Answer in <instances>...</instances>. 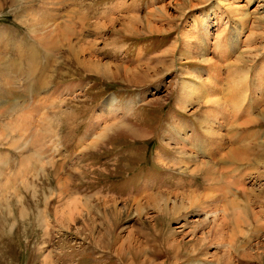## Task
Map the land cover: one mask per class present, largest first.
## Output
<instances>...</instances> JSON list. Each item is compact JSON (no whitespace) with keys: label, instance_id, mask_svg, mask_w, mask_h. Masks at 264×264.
Here are the masks:
<instances>
[{"label":"rangeland","instance_id":"rangeland-1","mask_svg":"<svg viewBox=\"0 0 264 264\" xmlns=\"http://www.w3.org/2000/svg\"><path fill=\"white\" fill-rule=\"evenodd\" d=\"M226 1L243 5L241 12L247 16L236 35L231 28L237 22L226 11ZM0 2L3 21L11 13L10 1ZM40 2L34 0L33 8ZM162 7L167 14L159 13ZM67 17L70 33L63 37L86 49L84 56H90L92 67L66 60L69 46L65 43L52 56L43 79L50 76L51 89L43 91L42 81L36 102L47 132L41 126L35 130L49 150L40 168L14 183L22 153L5 150L4 144L17 139L20 130L0 140L4 143L0 151L9 157L5 182L13 184L0 191V264H264V117L257 110L251 116L257 123L232 124L223 130L226 134L255 133L261 139L251 143L254 155L249 162L235 164L221 157L226 165L220 166L213 163L216 148L198 119L206 111L202 100H194L184 110L176 101L183 83L201 93L210 91L203 79L191 76L216 82L211 67L198 61L195 49L184 45L185 36L206 44L205 56L220 63L215 69L220 97L225 99V79L232 70L247 71L248 83L252 82L264 58V0H63L58 29ZM145 21L158 30L149 31ZM197 28L206 29L202 37ZM250 31L254 44L246 40ZM229 33L233 46L222 47L225 40L229 44ZM29 36L27 47L33 44ZM218 43L220 48L215 47ZM245 47L249 48L247 56ZM239 52L242 59H237ZM229 64L235 69L229 71ZM125 68L137 79L127 78ZM38 75L39 71L34 80L38 81ZM25 81L26 77L20 84ZM2 85L0 79L1 89ZM226 103L233 121L234 109ZM244 108L238 107V117ZM98 115H103L99 121ZM8 120L0 117V131ZM103 127L109 130L103 139L79 151V144L99 136ZM27 151L32 153L34 148L28 146ZM204 161L224 175L228 170V181L240 186L231 189L232 196L229 192L219 208L231 199L240 208L248 205L251 240L236 239L241 246H249L241 248L246 256L228 238L222 248H216L208 228H203L208 220V226L217 223L215 215L207 218L208 211L196 199L211 196L213 188L202 170ZM63 187L68 201L60 203ZM72 201L75 219L57 223L55 209L62 210ZM253 215L262 227L255 238L251 237L257 227ZM231 220L230 215L224 216L227 236L235 232ZM248 228L242 231L248 233ZM174 230L180 233L172 243L169 236Z\"/></svg>","mask_w":264,"mask_h":264},{"label":"bare ground","instance_id":"bare-ground-1","mask_svg":"<svg viewBox=\"0 0 264 264\" xmlns=\"http://www.w3.org/2000/svg\"><path fill=\"white\" fill-rule=\"evenodd\" d=\"M62 2L63 0H42L38 12L41 13L42 15L41 17H39L37 13L32 14L31 13L32 11L28 9V6L26 7V11L20 15V17L24 18L26 22L27 20L29 21L30 33L33 36L32 39L33 44L31 45L30 49H28L27 52L18 51L21 57H24L26 59L25 61L27 64L26 67L27 73H25L26 76L25 83L20 84V77L22 74L20 73L21 69H19L18 64L12 63L8 59H6V57L0 56V79L3 80L2 88L5 89L6 92L4 95L3 89H0V117L7 116L9 118V120L6 123L1 125L2 130L0 131L1 133L0 140L4 138L8 140L9 136H12V134L15 131L20 130L18 138L15 139L11 144H9L8 142H5V144L3 143L5 146L7 145L6 146L7 149L5 150L11 151V149H14L22 153V160L19 169L17 171L14 183L20 180H24L27 177V175L32 174V172L36 167L40 168L41 165L49 158L48 157L49 150L47 148V143L43 138H41V136L37 133L35 129L41 126L42 127L41 130L47 132L46 126L44 127L45 117L42 118V112L40 111L36 102H37V93L38 91H40L41 84L44 82L43 79H45L47 74L45 70L50 66L52 62L51 61L52 56L58 51L59 47H61L62 44L65 43L66 45L69 46V53L68 55H65L66 60L71 59L73 62L79 64L84 68L92 67L90 56L88 58L84 56L86 53V49L78 46L75 43H72L70 41L71 39L68 38V36L67 38L63 37V33L64 34L70 33L68 17L63 21V26L61 29H58L56 27V22L58 21L59 18V8L62 6ZM13 3L14 4L18 3V0H13ZM33 3L34 0L32 1V3L31 0H25V5L31 6ZM226 3L227 5L224 3L227 8L226 11L229 14L236 15V16L233 15V17L235 18V21L237 23H235L231 28L235 30V35H236V31L238 34L239 28L245 26L246 23L244 22H246L245 20H247L246 19L247 16L244 14V12H241L243 5L242 6L238 4L231 5V3L227 1ZM158 10L160 11L159 13L167 14L164 7ZM238 15L240 18L239 17L237 18ZM145 25L147 26L149 31L158 30L155 27L151 26L150 23H148L147 21H145ZM204 31H206V29L203 28H199L197 30V32L200 34L201 37L203 36ZM230 32L232 33V30ZM231 33L228 34L230 38L229 44H226V40H225V43L224 45H222V47L231 48V46H233L234 40L232 41ZM254 38L255 36L252 31H250V33L246 36V40H249V42L252 44L256 43L254 42ZM194 39L193 37H189V36L183 37L184 45L188 48L192 47L193 51L196 50L197 55H195V57L199 58L198 61H204L205 64L211 67L212 75L216 82L215 83L210 82L208 79L200 77L198 75L191 76L193 79H196L197 81L203 79L205 83L210 86L211 89L208 92L201 93L200 91H197L195 88H194L195 90H192L193 87L189 86V84L187 85L183 83L182 84L183 87H181L180 94L176 100L177 104L182 106V109L184 110L185 108L188 109V107L192 104L194 100H196L197 102L200 99L202 100V103L206 106V111H203L198 116V119L200 121L203 131L207 135V138L209 139V141L210 140L212 141L211 146L216 148V152L214 153L215 155L213 156L214 157L213 163H217V165L220 166L226 165L224 162H222L221 157H226V160H230L229 162L235 164H239V163L242 164L249 162L250 158H252V156L254 155L252 152L251 143L253 142L256 143V141L260 140L261 135L259 134L257 135L255 133L239 135L235 132H233L232 134H226L223 133V130L232 124L244 127L249 124L257 123L256 118L251 117L253 116L252 115L253 112L257 110L259 111L261 116L264 117V76H263L264 71L262 70L264 64V58L256 68L255 76H253V78L251 79L252 82H250V84L248 83L249 76H247V71L234 72L232 69L235 68H233V66L231 67V65L233 64L230 63L231 65L230 64L228 65L230 67L229 71L232 70V72L227 78L228 80L225 79L227 84V93L224 97L225 99H223L219 95V86L216 84L220 79V77L217 76V74L215 73L216 71L215 69L220 67V63L211 62L210 59L207 56H205V54L207 53L206 44H203V42ZM191 43L194 44L191 45ZM215 44L213 43L212 45L214 46ZM220 45L221 44L218 43L215 47H219ZM244 51L245 53H247L245 54V56H247L249 54V48L245 47ZM244 51L241 50L240 52H244ZM241 56L242 54L240 56L238 55L237 59L238 58L242 59ZM124 70H125V74L127 75V78L128 76L131 77V81L133 79L134 80L137 79L135 77L136 74L135 73L133 74L129 68H125ZM38 71L40 72L37 77L38 81H36L34 80V78L37 76ZM51 93L48 92V95ZM223 100L227 102L226 104L228 105V107L231 106L234 109L232 111L233 115H235V119L233 121L229 120L230 114H228L226 108L224 107ZM20 101L22 102V105L18 106L17 102ZM243 106H245L243 110V115L241 117H238L237 112L240 111L238 107H243ZM14 115L15 118H13ZM99 117L101 118L103 117V115H98L97 121H99L100 119ZM103 128L104 130L103 132H100L101 134L99 136L96 137V135L94 136L92 135L91 136L92 138L89 137L91 140L90 142H87L88 140L86 139L85 142L80 143L79 151L92 147L97 141H99L104 136V133L106 131L109 132V130L107 129L108 127H103ZM3 144L0 143V148L3 147ZM28 146H32L34 148V152L29 153L27 151ZM227 148H229L228 153L223 152V150L225 151V149ZM187 158L189 162H192L194 160L192 156L188 154H187ZM8 162H9L8 154L6 152L2 153L0 151V191L5 188L9 189V187L11 188V185H13V184L8 185L5 182ZM32 163H34L35 165L34 168L31 167L33 165ZM202 170L205 173L206 181L208 182L211 181L213 183V188L211 189L212 191L211 196H206L205 198H201V197L196 198L195 196H193V200L196 201L197 199L198 201H201L203 205L202 207L204 208V212L208 211L209 213V215H207L208 219L212 217V215H215V218L214 216L213 218L217 220V223L215 222V225L212 227L208 226L210 220L206 221L207 223L204 222L205 224L203 225V228L206 227L208 228V231H206L207 229H205V231L208 232L209 235H211L214 246L216 248H222L225 245L223 240H226L228 238L230 245L234 244L237 247V252L241 254V256H246V253L244 255L243 254L244 251L241 248H248L249 246L248 247L247 246L243 247V245L241 246L236 242V239H238V237H241L243 239L247 238L248 240H251V238L249 239L251 228L249 226V221L247 219V217L251 215V212L249 211L248 205L244 203L242 204L243 207L240 208L238 207L239 203L231 199L225 204L223 209L219 208V203L221 202V200L227 197L229 195V192L231 194L230 196H232L233 193L232 190L240 186L237 183L233 185L228 181L226 175L227 174L226 172L228 170L225 172L224 175L221 173V170H217L216 168L208 164L206 161H204V163L202 164ZM58 198L60 199V203H62L63 201L66 202L68 201L64 187L62 193L60 194V197L58 196ZM73 205L74 204L72 201V202H68V205H66L67 207L62 210L59 209L60 207H57L55 209L54 214L57 223L58 222L61 224L64 223V220L67 221L68 217L70 218V220L74 218L73 216L76 215L77 210L74 207L76 206V204L74 206ZM64 213H66V217L64 216ZM227 215H230L232 217L231 221L235 228V232L233 233V236H227L225 234L226 225L224 221V216ZM253 220L256 221L257 227L255 228L253 235L251 237L255 238L259 234V230L262 227L255 215H253ZM247 227H249L248 228L249 236L248 233L242 231L243 228H247ZM180 229L182 230V226H180ZM179 233L180 231H176V230L170 232L169 239L172 240V243H173V239H176L175 236ZM129 243L130 242H128V244ZM227 252L228 251L224 250L223 254L226 255ZM46 259L47 257H44L43 260Z\"/></svg>","mask_w":264,"mask_h":264},{"label":"crops","instance_id":"crops-1","mask_svg":"<svg viewBox=\"0 0 264 264\" xmlns=\"http://www.w3.org/2000/svg\"><path fill=\"white\" fill-rule=\"evenodd\" d=\"M9 1H10L11 13H8L6 15V17L2 19L3 21H0V56H4L9 61H11L13 63L14 62L17 63L19 67L23 66L24 67L23 69H21V68H19V69H21L20 73L22 74L20 79L24 80V78L26 77L25 73H27L26 72L27 64L25 61L26 59L24 57H21V55L18 53V51L27 52L28 49H30L32 44L29 47H27V45L30 41V37H31V36H29L30 35V32H29V24L30 23L28 20L26 22L24 18L20 17V15L26 11L27 6H28V9L30 11H32L31 12L32 14L36 13L37 11L39 12V10L37 8L41 5L42 2H40L36 8H33V4L31 6L25 5V0L23 2H21L22 0H18V5H19L18 7H15L17 5V3L14 4L13 0H9ZM32 1L33 0H31V3H32ZM35 1H37V0H35ZM0 6H1V2H0ZM18 8H20L21 11L18 13L14 12ZM21 48H23V50ZM42 90L44 91L43 88H42ZM40 91H38V92H40ZM3 94H5V91L3 92ZM237 114H239V112H237ZM229 118H230V116H229ZM192 119L194 122L195 117H192ZM197 124H196V126L199 127V125H197ZM195 136L200 137V139H202L201 135H199L198 132H196Z\"/></svg>","mask_w":264,"mask_h":264}]
</instances>
